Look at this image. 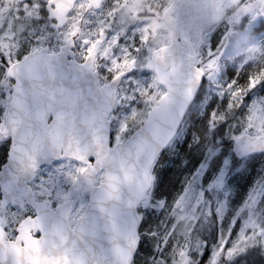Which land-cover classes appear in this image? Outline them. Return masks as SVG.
<instances>
[{"label":"snow or ice","instance_id":"obj_1","mask_svg":"<svg viewBox=\"0 0 264 264\" xmlns=\"http://www.w3.org/2000/svg\"><path fill=\"white\" fill-rule=\"evenodd\" d=\"M0 264H264V0H0Z\"/></svg>","mask_w":264,"mask_h":264}]
</instances>
